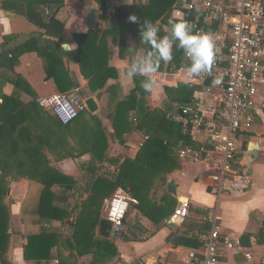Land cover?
Listing matches in <instances>:
<instances>
[{"label":"crops","instance_id":"0c3cea01","mask_svg":"<svg viewBox=\"0 0 264 264\" xmlns=\"http://www.w3.org/2000/svg\"><path fill=\"white\" fill-rule=\"evenodd\" d=\"M63 2V8L56 14V19L64 26V31L58 38L45 35L43 30L30 24L22 16L0 7L1 62L10 63L11 55L15 59L13 70L0 68V95L14 99L15 102L7 108L8 121L4 137L5 142L7 141L6 150L0 149V176H5L7 180V192L0 203V233L4 235L0 241V264L2 260L7 264H90L91 254L70 257L72 251L64 245L66 237L71 235L70 225L75 222L74 216L64 223L47 221L37 215L40 195L45 188V176L53 174L73 179L72 189L67 194H64L61 180L50 188L56 196L55 205L71 207L76 202L85 201L96 184L100 186L116 183L127 161H135L139 156V160L145 159L142 148L149 140V135L137 127L138 101H144L145 107L151 111H164L167 103L165 87L186 85L193 90L191 103L205 87L213 89L215 86L212 79L201 81L194 78L185 81L183 66L176 71L172 68L169 71L166 70L168 62H161L159 67L162 69L158 67L155 78L159 73H167L168 82L157 81L153 92L146 93L141 87L143 77H136L134 80L124 77L133 58L129 47H134L136 53L147 47L140 45V22H132L128 16L118 17V9L114 15L106 12L108 0L105 1L104 10H101L96 0ZM147 2L148 0H141L140 4ZM174 4L173 0L168 11L154 22L162 33L169 31ZM91 10L94 11L92 25L89 24ZM207 30L211 33L213 28L208 27ZM88 32L99 36L98 53L107 57L106 70L112 74L105 86L96 92L88 89L87 80L82 77L75 57L78 45L73 35ZM34 41L30 47H26ZM24 46L26 52L22 48ZM43 47L51 48L60 57V69L77 84L64 93L72 98L76 106L82 107L79 113H82V117L72 123L66 134L54 116L37 104L40 98L61 93L57 90L55 80L47 78L43 60L38 56L37 52ZM5 55L8 56L5 58ZM183 59L184 63H188L184 55ZM137 83L142 93L139 91L134 99L129 100ZM263 94L264 88L260 89L256 99L257 112L253 124L248 130L239 131L235 136V167L249 180V190L244 195L225 194L217 199L207 187L206 175L209 168L189 158L180 159L176 154L184 146L195 149L206 145L207 134L191 137L183 132L180 123L168 120L180 130L182 138L189 139L193 146L185 145L183 139L177 140V144L171 148V161L169 159L162 172L165 174V183L154 180L143 198L144 204L149 207L150 200L154 205L160 204L165 195L175 199V208L179 202L187 201L188 219L181 226L169 225L171 214L157 228L134 208L138 205V200L131 195L128 186L115 189L107 187L101 200V219H105L108 201L119 190L126 191L134 203H131L123 221L122 232L115 234L111 230L108 238L109 243L115 246L118 256L114 260L97 264H184L186 253L200 248L195 245L201 242L209 229L202 219L210 211H216L219 217L221 234L238 238L241 242L248 237L249 245L244 248L252 257L251 260H246L242 254L226 249L218 264L264 263V244L257 242L264 226ZM1 103L0 98V105ZM172 108L174 109L168 111L166 116L180 110L176 103ZM117 112H120V121L114 119ZM142 142L143 145L139 146ZM250 144L258 147L255 154L248 151ZM168 181L175 184V196L166 189ZM43 231L59 234L60 243L51 249L48 259L46 251L29 254V259H25L27 237ZM96 235L98 237V232Z\"/></svg>","mask_w":264,"mask_h":264},{"label":"built area","instance_id":"2783aa9c","mask_svg":"<svg viewBox=\"0 0 264 264\" xmlns=\"http://www.w3.org/2000/svg\"><path fill=\"white\" fill-rule=\"evenodd\" d=\"M140 2L108 0L105 9L114 15L120 5ZM174 3L172 20L187 22L197 34L210 33L207 28H213L210 34L216 43L215 63L211 75L201 74L197 79L220 81L214 83L213 89L205 87L200 96L177 113L167 114L166 119L180 123L185 134L198 137L206 133L208 136L206 145L195 149L184 146L176 154L180 159L189 158L209 168L207 187L217 199L225 194L244 195L250 182L235 167V136L253 124L256 99L260 89L264 88V0H174ZM168 78L167 73L156 76L162 83H167ZM37 104L65 126L71 124L82 110L63 93L40 98ZM142 145L143 142L139 144ZM131 203L134 201L124 190H119L108 201L105 219L111 224L113 233L122 232ZM188 210L187 201L179 202L168 224L183 225L188 219ZM218 219L216 211H210L202 219L209 229L201 239L199 250L186 253L184 264H218L226 249L242 254L246 260L252 259L238 238L221 234Z\"/></svg>","mask_w":264,"mask_h":264},{"label":"trees","instance_id":"16d2710c","mask_svg":"<svg viewBox=\"0 0 264 264\" xmlns=\"http://www.w3.org/2000/svg\"><path fill=\"white\" fill-rule=\"evenodd\" d=\"M105 1L106 0H96L101 10H104ZM172 4L173 0H148L145 4L139 3L130 6L120 5L117 15L120 18L135 16L140 24L146 19L155 22L168 11ZM63 5V0H0L1 9L22 16L27 22L43 30L45 35L54 38L60 37L64 31V26L56 19V14L63 8ZM167 33L160 32V35L163 36ZM73 39L78 45L75 57L78 60L82 77L87 80L88 89L91 92L102 89L112 74L106 70L107 57L98 53L97 46L99 36L88 32L83 35H73ZM34 43L35 41L29 43L26 47H30V45ZM26 47H22L25 52ZM37 53L43 60L47 78H53L55 80L57 90L61 92L59 94H67L64 92L75 88L77 84H75L74 80L67 78L66 74L60 69V66H62L59 61L60 57L57 56L51 48H40ZM183 55L182 50L174 48V58L171 62H168L166 70L171 71L172 68L173 71H176L182 66L185 67L188 63H184ZM7 56L8 55H5V58ZM11 58L8 64L2 63L0 58V68L4 67L6 70H13L15 59L13 55H11ZM15 85L17 86V83H15ZM139 89L140 86L137 83L136 89L129 97V100L132 98L134 99L139 91L142 93ZM164 92L167 97L164 111L160 109L151 111L145 107L144 101L139 99L141 101H138V109L136 111L138 120L137 127L139 130H144L145 133L149 135V140L142 148V151L145 153L143 154L145 159L143 161L141 159L139 160V156L135 161H127L123 165L116 183H105L100 184V186L96 184V188L92 190L85 201L81 203L76 202L71 207L57 206L55 205V193L50 191V188L61 180L60 184L63 185L65 189L64 194H67L72 189L73 179L61 175L57 177L53 174H47L45 176V188L40 195L37 215L41 219L47 221H60L64 223L69 222V219L74 216L75 222L70 225L71 235L64 240L65 247L72 251L70 257H80L89 253L92 255L90 264H97L108 260H114L118 256L115 246L108 241L111 232V224L106 219L100 218L101 200L107 187L115 189L119 186H128L131 190V195L138 200V205L134 208L147 217L157 228L161 226L164 218L169 217L173 213L176 204L175 199L165 195L160 204L154 205L150 200L148 202L151 207H145L143 198L147 195V191H149L148 188L153 185L154 180H159L162 184L165 183V174H162V172L170 159L171 148L173 145L175 146L177 144V140L183 139L180 135V130L175 128V124L166 119V113L174 109L172 108L174 103L178 105L179 109L189 104L191 101L190 99H192L191 95L193 90L189 89L186 85H179L176 88L165 87ZM0 98L2 99L0 105V149L5 148L6 150L7 141L5 142L6 138L4 137L6 134V123L8 121L7 108L15 104V102L14 99L7 98L3 95H0ZM80 117H82V113L78 115L75 120ZM54 119L62 127L65 134L75 121L65 126L55 117ZM114 119L118 121L121 120L120 112L115 113ZM2 142L4 144H2ZM183 143L193 146V143L191 144L187 138L183 139ZM157 173H160V176H157ZM99 183L104 182L99 181ZM6 192V177L0 176V203H2ZM96 232H98V237ZM3 236L4 235L0 233V241H2ZM246 238V240H242L241 242L243 246L249 245V239L247 236ZM257 242L259 244H264V226L260 231ZM59 243V234L50 231H43L38 235L29 236L27 237L24 257L28 260L29 254H39V251H46V258L48 259L50 258L51 249ZM195 246L199 248L201 242L197 243ZM3 251H5V249ZM1 262L2 264H7L4 260Z\"/></svg>","mask_w":264,"mask_h":264},{"label":"clouds","instance_id":"9594fccd","mask_svg":"<svg viewBox=\"0 0 264 264\" xmlns=\"http://www.w3.org/2000/svg\"><path fill=\"white\" fill-rule=\"evenodd\" d=\"M136 22L137 18H129ZM140 45L147 46L144 51L135 52L134 47H129L133 58L129 63L124 77L134 80L143 77L141 87L151 94L157 85L155 78L161 62L173 60V49L182 50L188 64L182 68L185 81L199 77L201 74L211 75L215 63L216 43L210 33H194L190 25L184 21L169 20V31L161 36L160 29L151 20H144L139 29ZM219 84V79L213 81Z\"/></svg>","mask_w":264,"mask_h":264},{"label":"water","instance_id":"95a60500","mask_svg":"<svg viewBox=\"0 0 264 264\" xmlns=\"http://www.w3.org/2000/svg\"><path fill=\"white\" fill-rule=\"evenodd\" d=\"M93 17H94V11L91 10L90 11V17H89V24L90 25L93 24ZM64 49H68V48L67 47H64ZM257 148L258 147L256 145L250 144L248 146V151L251 152V153H253V154H255V152L257 151ZM166 189H167L168 193H170L172 196H175L176 195L175 184L172 181H168L167 182Z\"/></svg>","mask_w":264,"mask_h":264}]
</instances>
